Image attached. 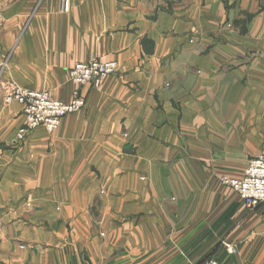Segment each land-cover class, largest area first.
Segmentation results:
<instances>
[{"label":"crops","instance_id":"crops-1","mask_svg":"<svg viewBox=\"0 0 264 264\" xmlns=\"http://www.w3.org/2000/svg\"><path fill=\"white\" fill-rule=\"evenodd\" d=\"M0 0V264H264V203L220 184L264 154V0ZM13 144L12 86L69 102Z\"/></svg>","mask_w":264,"mask_h":264},{"label":"built area","instance_id":"built-area-1","mask_svg":"<svg viewBox=\"0 0 264 264\" xmlns=\"http://www.w3.org/2000/svg\"><path fill=\"white\" fill-rule=\"evenodd\" d=\"M69 0H62V10L68 12ZM117 72V64L91 58L87 62L78 63L69 70L71 83L76 87L69 102L53 99L46 92L22 90L11 87L4 98L5 104L16 103L20 106L21 125L17 129L14 145L21 146L27 136L35 129L43 127L47 132H55L61 120L85 107L82 88L97 89L103 80ZM220 183L229 188L241 199L244 208L254 210L264 203V154L251 159L240 179L221 177ZM203 264H220L210 259Z\"/></svg>","mask_w":264,"mask_h":264},{"label":"rangeland","instance_id":"rangeland-1","mask_svg":"<svg viewBox=\"0 0 264 264\" xmlns=\"http://www.w3.org/2000/svg\"><path fill=\"white\" fill-rule=\"evenodd\" d=\"M69 3H70V1H69ZM69 9H70V5H69ZM63 11V10H62ZM64 12V11H63ZM68 12H69V10H68ZM67 13V12H66ZM101 85V84H100ZM13 87H15V86H13ZM219 182H220V179H219ZM221 184V183H220ZM208 260H210V259H206V260H203L202 262H200V264H203V263H205V262H207ZM216 261V260H215Z\"/></svg>","mask_w":264,"mask_h":264}]
</instances>
